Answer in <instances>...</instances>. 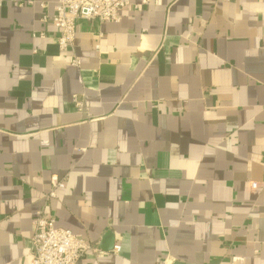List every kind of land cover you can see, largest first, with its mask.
<instances>
[{"label":"crops","instance_id":"1","mask_svg":"<svg viewBox=\"0 0 264 264\" xmlns=\"http://www.w3.org/2000/svg\"><path fill=\"white\" fill-rule=\"evenodd\" d=\"M54 3L0 5V264L53 175L55 226L120 247L77 264H264V0H131L76 22L79 67Z\"/></svg>","mask_w":264,"mask_h":264},{"label":"built area","instance_id":"2","mask_svg":"<svg viewBox=\"0 0 264 264\" xmlns=\"http://www.w3.org/2000/svg\"><path fill=\"white\" fill-rule=\"evenodd\" d=\"M150 0H144L148 3ZM131 0H55L52 16L43 14L41 21L51 25L59 51L70 52V66L79 67L80 61L73 53L76 36V22L97 21L99 23L118 22L117 11L127 7ZM2 0H0V5ZM42 10L46 3H39ZM44 37V34H40ZM75 108L83 107V99L74 97ZM263 184V183H262ZM260 184L254 183L255 188ZM64 187V180L56 175L50 177V190L44 196L43 205L32 221L33 234L30 238L31 256L28 264H77L87 254L104 257L118 254L119 246L110 251L101 250L98 245L87 242L80 235L55 226L50 211V201L56 196V190Z\"/></svg>","mask_w":264,"mask_h":264},{"label":"water","instance_id":"3","mask_svg":"<svg viewBox=\"0 0 264 264\" xmlns=\"http://www.w3.org/2000/svg\"><path fill=\"white\" fill-rule=\"evenodd\" d=\"M103 249H104V251L106 252V251H108V249H110V243H109V245H102L101 246Z\"/></svg>","mask_w":264,"mask_h":264}]
</instances>
